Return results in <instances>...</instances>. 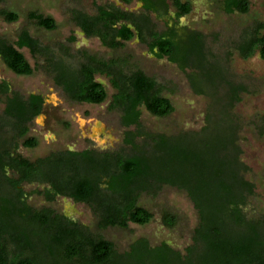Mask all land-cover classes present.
Returning a JSON list of instances; mask_svg holds the SVG:
<instances>
[{
  "label": "trees",
  "instance_id": "1",
  "mask_svg": "<svg viewBox=\"0 0 264 264\" xmlns=\"http://www.w3.org/2000/svg\"><path fill=\"white\" fill-rule=\"evenodd\" d=\"M120 1L125 5L132 2ZM138 1L143 3L139 14L115 4L95 5L96 14L77 13L74 21L86 36L97 37L107 48L118 49L137 38L157 59L166 58L185 73L189 70L186 75L192 91L212 98L215 116L208 115L198 133L151 136L140 130V108L158 118L174 111L162 94L163 86L154 78L139 69L129 73L114 69V62L93 57H87L79 69L66 64L54 68L55 85L79 103H103L106 89L95 76L108 78L116 91L111 105L121 112L120 125L134 128L123 139L129 152L65 150L30 161L15 154V138L8 140L7 132L0 140V188L6 189L8 196L0 203V264H264V215L253 219L244 212L254 186L245 179L248 168L240 161L236 145L238 125L228 114L244 89L228 81L222 62L206 47L204 35L177 29L180 18L191 13L189 2ZM248 7V0H221L226 14H244ZM169 9L174 17L168 16ZM151 15L167 24L164 30H156ZM0 17L8 23L18 20L16 13L7 10H0ZM27 17L45 30L56 28L49 16L33 11ZM23 48L32 55L48 54L26 31L11 43L0 38V58L6 68L18 76H30L33 68L20 52ZM236 50L243 59L258 52L264 60V35L259 31L245 34ZM222 84L228 87L224 96ZM0 93L5 96L0 121L9 119L12 134L23 138L25 124L42 112L43 97L30 94L24 98L15 92L9 96L6 83L0 84ZM8 121L0 122V128L5 129ZM137 138H142L140 144ZM36 145L33 138L23 142L26 148ZM23 183L45 184L38 193L48 203L60 196L88 205L99 229L148 224L153 215L138 205L140 195L171 186L186 193L199 222L184 254L166 243L151 246L144 238L119 253L112 242L53 209L30 207L20 187ZM163 223L172 228L175 218L164 216Z\"/></svg>",
  "mask_w": 264,
  "mask_h": 264
},
{
  "label": "rangeland",
  "instance_id": "2",
  "mask_svg": "<svg viewBox=\"0 0 264 264\" xmlns=\"http://www.w3.org/2000/svg\"><path fill=\"white\" fill-rule=\"evenodd\" d=\"M191 4V13L180 18L177 29L193 30L205 37L206 47L222 62L227 79L234 85L243 87L228 111L229 117L238 125L236 145L240 161L248 168L245 179L253 184V194L247 199L244 212L247 218L264 215V60L258 52L248 59L239 56L236 46L245 34L259 31L264 35V0H248V12L226 14L221 8V0H183ZM117 4L116 0H0V10L18 15L16 22L8 23L0 17V38L14 42L21 30L27 28L29 34L45 46L46 55L32 56L25 48L24 55L33 74L18 76L6 68L0 58V84L9 87L21 97L39 94L45 100L41 115L28 122L27 134L17 138L12 134L10 120L5 129L0 128V140L8 133V140L14 139L15 150L23 158L34 161L59 151H81L94 148L97 151L129 152L123 144L125 133L133 131L120 125L121 112L112 107V97L116 93L104 75L97 74L96 81L104 84L107 98L101 104L76 103L56 86L52 70L64 64L72 69L93 57L103 62H114L118 69L129 73L139 69L163 86V96L167 97L174 111L165 118L152 116L140 108V130L149 135L174 136L180 133H198L204 127L208 115H214L216 107L212 98L195 94L187 79V73L166 58L157 59L148 52L145 44L137 38L126 42L123 47H104L95 36H86L77 27L74 16L77 13L96 14L95 5ZM117 6L125 11L139 13L137 0L129 5L119 2ZM38 12L51 17L56 24L52 31L39 28L27 17L30 12ZM174 17L173 9L169 15ZM157 31H162L166 23L150 16ZM171 25V22H168ZM112 69V70H114ZM222 84V95L227 92ZM5 96L0 93V118L4 116ZM216 114V113H215ZM215 116V115H214ZM1 119V123H6ZM224 123V119H222ZM102 125V126H101ZM35 139L36 147L23 146L25 139ZM142 138H137L140 144ZM8 177H14L8 173ZM43 187L24 184L22 190L27 196V204L34 209L49 207L67 218L83 225L94 235L114 244L119 253L128 250L136 239L144 238L151 246L168 244L175 251L184 254L192 244V235L199 218L193 203L186 193L175 187L163 186L154 194L142 193L138 205L150 211L152 220L143 226L128 223L126 229L108 227L99 229L92 209L84 203H75L69 198L59 197L51 203L44 201L40 192ZM6 189L0 188V203L7 198ZM173 216L175 225H164L163 217Z\"/></svg>",
  "mask_w": 264,
  "mask_h": 264
},
{
  "label": "flooded vegetation",
  "instance_id": "3",
  "mask_svg": "<svg viewBox=\"0 0 264 264\" xmlns=\"http://www.w3.org/2000/svg\"><path fill=\"white\" fill-rule=\"evenodd\" d=\"M137 2L140 4V12H143V11H142V10H143V3L139 2L138 0H137ZM106 5H107V4H106ZM124 5H125V4H124ZM140 12H139V13H140ZM139 13H138V14H139ZM30 21H32V20H30ZM33 22H34V21H33ZM34 23H35V22H34ZM35 24H36V23H35ZM39 28H40V27H39ZM24 30L27 31V32H29L27 28H24V29L21 30L20 34H22V31H24ZM33 39H35V38H33ZM36 40L39 41L38 39H36ZM99 41H100V40H99ZM100 43H101V42H100ZM39 44H40V47H41L42 49L45 48V46H44L43 44H41L40 41H39ZM101 44H102V43H101ZM104 47H105V46H104ZM28 51H29V50H28ZM29 53H30V51H29ZM30 54H31V53H30ZM31 55H32V54H31ZM32 56L36 57V56H39V54H38V55H32ZM97 60H98V61H101V60H99V59H97ZM86 61H87V58H86ZM86 61H85V62H86ZM110 62H111V61H110ZM97 82H98V81H97ZM98 83H100V84L105 88V86H104L103 83H101V82H98ZM105 89H106V88H105ZM29 95H30V94H29ZM29 95H28V96H29ZM72 101H73V100H72ZM73 102H75V101H73ZM76 103H79V102H76ZM82 103H84V102H82ZM44 104H45V100H44L43 106H44ZM86 104H90V103H86ZM39 115H41V113H40ZM39 115H37V116H39ZM37 116H36V117H37ZM27 124H28V123H26L25 125H27ZM27 132H28V130H27ZM26 134H27V133H26ZM88 149H93V150H94V148H87V149H84V150H88ZM81 151H83V150H81ZM96 151H97V150H96ZM15 152H16L15 154H18V153H17V149L15 150ZM73 152H80V151H73ZM98 152H107V151H98ZM52 153H53V152H52ZM50 154H51V153H50ZM18 155H19V154H18ZM20 156H21V155H20ZM24 184H30V185H31V184H36L37 187H41V186H42L43 189H44L45 186H46L45 184L42 185V184H38V183H23L22 185H24ZM22 185L20 186L21 189H22ZM43 189H42V190H43ZM59 197H60V196H58V197H56V198H59ZM56 198H55V200H56ZM65 198H66V197H65ZM55 200H54V201H55ZM44 201H45V200H44ZM45 202H46V201H45ZM47 203H48V202H47Z\"/></svg>",
  "mask_w": 264,
  "mask_h": 264
},
{
  "label": "crops",
  "instance_id": "4",
  "mask_svg": "<svg viewBox=\"0 0 264 264\" xmlns=\"http://www.w3.org/2000/svg\"><path fill=\"white\" fill-rule=\"evenodd\" d=\"M119 1H120V0H119ZM120 2H121V1H120ZM116 3L119 4V2H118L117 0H116ZM121 3H122V2H121ZM117 4H115V5L117 6ZM122 4H123V3H122ZM139 6H140V4H139ZM128 12H129V11H128ZM24 31H25V30H24ZM24 31H22V32H24ZM26 32H27V31H26ZM27 33L29 34V32H27ZM19 35H20V34H19ZM19 35H18V36H19ZM29 35H30V34H29ZM18 36H17V37H18ZM30 36H31V35H30ZM31 37H32V36H31ZM32 38H34V37H32ZM16 40H17V39H16ZM35 40H36V39H35ZM38 43H39V41H38ZM25 49H26V48H25ZM27 50H28V49H27Z\"/></svg>",
  "mask_w": 264,
  "mask_h": 264
},
{
  "label": "water",
  "instance_id": "5",
  "mask_svg": "<svg viewBox=\"0 0 264 264\" xmlns=\"http://www.w3.org/2000/svg\"><path fill=\"white\" fill-rule=\"evenodd\" d=\"M118 2H120L119 0H117ZM121 3V2H120ZM122 4V3H121ZM130 28H132L131 26H129ZM102 126V125H101Z\"/></svg>",
  "mask_w": 264,
  "mask_h": 264
}]
</instances>
